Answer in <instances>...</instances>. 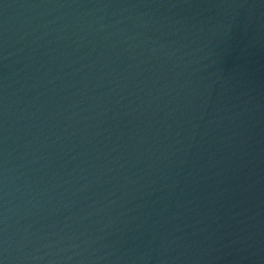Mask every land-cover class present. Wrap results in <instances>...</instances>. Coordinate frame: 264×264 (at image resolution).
Segmentation results:
<instances>
[{"label": "water", "instance_id": "water-1", "mask_svg": "<svg viewBox=\"0 0 264 264\" xmlns=\"http://www.w3.org/2000/svg\"><path fill=\"white\" fill-rule=\"evenodd\" d=\"M0 264H264V0H0Z\"/></svg>", "mask_w": 264, "mask_h": 264}]
</instances>
